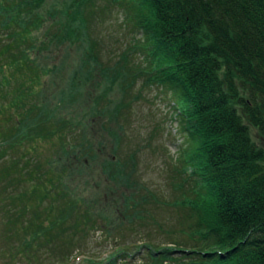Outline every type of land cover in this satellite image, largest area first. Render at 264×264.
<instances>
[{"label": "trees", "instance_id": "1", "mask_svg": "<svg viewBox=\"0 0 264 264\" xmlns=\"http://www.w3.org/2000/svg\"><path fill=\"white\" fill-rule=\"evenodd\" d=\"M118 1L127 4L128 18L139 25L150 68L135 70L120 61L100 64L91 21H99ZM48 4L49 0H0L4 37L0 40V194L12 198L11 211L17 208L16 214H6L7 225L13 222L36 252L55 247L59 240L68 243L79 229H109L102 218L95 220V207L75 196L67 183L82 176L74 174V168L86 158L99 159L96 147L80 141L82 136L77 140L82 132L74 133L77 122L55 124L42 96L49 71L39 61L42 50L81 40L88 44L82 66L66 82L62 95L71 98L74 106L103 99L92 112L100 119L110 112L104 104L109 95H96L97 88L107 81L113 84L118 73H126L125 87H132L143 71L146 81L177 96L179 122L192 143L191 157L180 171L189 188L180 201L187 204L185 221L180 222L182 238L171 242L174 247L159 249L150 239L140 241L136 251L144 255L139 263L264 264V149L251 132L254 128L264 140V0H55ZM53 71L61 73L57 68ZM101 79L105 82L99 84ZM104 90L112 92L111 86ZM65 100L58 102V110ZM55 140L61 143L60 150L43 157L36 142ZM25 144H30L32 153L21 154ZM103 163L110 180L128 179L119 162ZM5 181L15 188L29 184L32 196L20 191L8 194ZM62 199L67 200L61 203ZM45 200L53 201L54 208L46 207L47 214H39L35 204ZM133 200L134 196L125 198L126 209L135 205ZM0 203L4 204L1 199ZM132 251L133 247L118 245L102 262L133 264Z\"/></svg>", "mask_w": 264, "mask_h": 264}, {"label": "rangeland", "instance_id": "2", "mask_svg": "<svg viewBox=\"0 0 264 264\" xmlns=\"http://www.w3.org/2000/svg\"><path fill=\"white\" fill-rule=\"evenodd\" d=\"M53 2L55 0H49L48 5ZM126 5L125 2L118 1L116 7L101 15L99 21H91L92 37L98 41L102 58L100 64L104 62L119 64L120 61V64L126 63L131 66V69L148 68L150 60L147 59L145 49L141 48L144 43L143 34L136 21L128 18ZM40 35H44V32ZM3 38L0 35V40ZM87 48L88 44H82L81 40H67L64 44L58 42L49 49L44 48L39 61L44 70L49 71L41 89L42 96L46 98V109L54 115V123L64 126L65 121L77 122L78 127L74 133L78 130L82 132L75 137L82 136L80 141L96 147L99 159L91 162L86 158L83 164L74 168V174L80 173L82 176L67 183L71 185L75 196L81 197V200L84 199L88 205L95 207L93 209L95 220L102 218L109 229L105 231L99 227L91 231L79 229L68 243L59 240L55 247L50 246L49 249L36 252L28 245L25 239L27 236L22 235L12 221L7 225L6 214H16L14 211L17 208H12V212L8 208L9 200L12 198L5 199L1 193L0 199L4 204L0 203V216L2 214L4 221H0V264H60L76 256L78 257L69 264H77L80 261L81 264H92L91 261L97 264L102 262L107 254L116 252L118 245L133 247L132 258L135 260L133 264H140L139 260L144 255L141 251H136V246L141 244L140 241L150 239L154 249H159L164 246L174 247L175 243L171 242L182 238L180 222L185 221L187 204L182 205L180 201H183L189 188L183 183L185 175L180 171L184 170L188 156L191 157L189 153L192 143L188 142L187 134L179 122L177 96L170 90L146 81L147 76L142 74L143 71L132 87H125L126 73L123 76H118V73L113 84L111 81L105 82L106 78L103 81L101 79L99 84L105 83L95 91L96 95L99 92L109 95L104 104L109 105L110 112L100 119L92 117V112L103 104V99L96 104L86 100L74 106L71 98L62 95L66 82L81 68L84 50ZM1 63L10 64L9 61ZM10 68L11 66H7L6 70L11 73ZM56 68L61 73H55L53 70ZM55 83H59V86ZM98 85L94 83V87ZM106 85L111 86V94L104 90ZM63 98L66 100L60 103L62 108L58 110V102ZM251 132L254 142L264 149V140L258 135L257 130L252 128ZM36 143L43 157H52L53 151L57 153L61 145L56 140ZM20 152L28 155L31 152L30 144L29 147L25 144ZM108 160L115 161L116 165L119 162L128 173V179L122 183L110 180L104 173L103 161ZM6 161L2 165H6ZM59 165L62 166L60 162ZM8 184L5 181V192L8 194L20 191L19 193L32 196L33 189L29 184L25 183L26 185L23 184L20 188ZM129 195L134 196L135 205L129 208L127 206L126 209L124 202ZM38 196L41 198V195ZM66 200L62 199L61 203ZM99 201L101 203H96ZM138 201H141L139 206ZM35 207L38 208L39 214L43 212L47 214L46 207L54 208L53 201L49 200L40 204L37 201ZM134 214L137 215L132 219ZM70 222L71 220L69 224ZM119 262L117 261V264H120Z\"/></svg>", "mask_w": 264, "mask_h": 264}]
</instances>
